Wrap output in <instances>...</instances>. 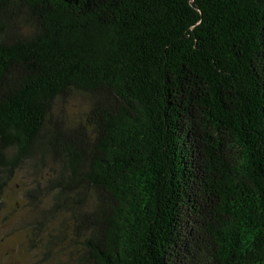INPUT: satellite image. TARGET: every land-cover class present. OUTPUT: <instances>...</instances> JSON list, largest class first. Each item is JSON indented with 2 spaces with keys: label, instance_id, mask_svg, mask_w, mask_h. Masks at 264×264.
<instances>
[{
  "label": "trees",
  "instance_id": "obj_1",
  "mask_svg": "<svg viewBox=\"0 0 264 264\" xmlns=\"http://www.w3.org/2000/svg\"><path fill=\"white\" fill-rule=\"evenodd\" d=\"M25 166L74 264H264V0H0V211Z\"/></svg>",
  "mask_w": 264,
  "mask_h": 264
},
{
  "label": "rangeland",
  "instance_id": "obj_2",
  "mask_svg": "<svg viewBox=\"0 0 264 264\" xmlns=\"http://www.w3.org/2000/svg\"><path fill=\"white\" fill-rule=\"evenodd\" d=\"M87 102L85 96L75 94L62 112L67 120H76L83 115ZM25 167L16 174L4 193L0 211V264H74L71 249L60 252L55 247L47 251L45 236L49 228L43 227L37 235L32 233L30 221L34 217V210L26 190L32 184L33 177L29 174L28 166Z\"/></svg>",
  "mask_w": 264,
  "mask_h": 264
}]
</instances>
